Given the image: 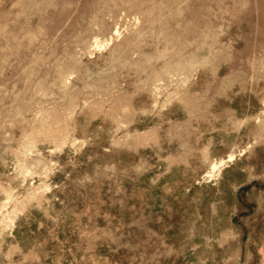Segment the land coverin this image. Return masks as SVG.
<instances>
[{"label": "rangeland", "instance_id": "obj_1", "mask_svg": "<svg viewBox=\"0 0 264 264\" xmlns=\"http://www.w3.org/2000/svg\"><path fill=\"white\" fill-rule=\"evenodd\" d=\"M0 264H264V0H0Z\"/></svg>", "mask_w": 264, "mask_h": 264}, {"label": "bare ground", "instance_id": "obj_2", "mask_svg": "<svg viewBox=\"0 0 264 264\" xmlns=\"http://www.w3.org/2000/svg\"><path fill=\"white\" fill-rule=\"evenodd\" d=\"M235 158H236L235 154H230L229 157H228V160L233 161V160H235ZM225 163H226V159H221V160L214 161L212 163L211 168L213 170H217L218 169L219 171H221L222 170V165H224ZM213 173L214 172H212V174Z\"/></svg>", "mask_w": 264, "mask_h": 264}]
</instances>
